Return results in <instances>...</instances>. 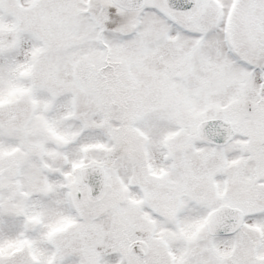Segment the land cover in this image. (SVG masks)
I'll return each mask as SVG.
<instances>
[{
  "label": "snow or ice",
  "instance_id": "1",
  "mask_svg": "<svg viewBox=\"0 0 264 264\" xmlns=\"http://www.w3.org/2000/svg\"><path fill=\"white\" fill-rule=\"evenodd\" d=\"M0 264H264V0H0Z\"/></svg>",
  "mask_w": 264,
  "mask_h": 264
}]
</instances>
